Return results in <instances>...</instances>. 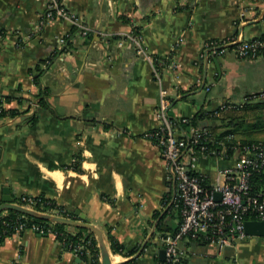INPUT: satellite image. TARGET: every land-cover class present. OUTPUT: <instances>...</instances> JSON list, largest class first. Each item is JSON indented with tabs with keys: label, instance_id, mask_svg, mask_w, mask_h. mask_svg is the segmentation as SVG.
<instances>
[{
	"label": "crops",
	"instance_id": "obj_1",
	"mask_svg": "<svg viewBox=\"0 0 264 264\" xmlns=\"http://www.w3.org/2000/svg\"><path fill=\"white\" fill-rule=\"evenodd\" d=\"M63 2L91 34H76L65 51L60 39L67 36L70 21L54 19L36 27L46 0H0V101L17 111L0 117V203L4 187L12 198L51 199L103 233L109 226L138 264L157 263L163 260L158 255L163 236L149 221L154 211H165L172 203L176 187L160 149L145 137L158 126V84L150 64L125 36L135 27L155 60L174 64L160 74L171 98V118H192L198 110L210 111L224 102L239 107L236 112L245 101L264 99L255 98L264 95V57L241 59L233 51L216 56L210 42L238 30L244 39L263 35L264 0ZM205 57L209 62L200 90ZM38 66L45 71L36 84L32 73ZM40 86L48 92L47 110L38 109L33 99ZM36 109L37 119L31 122ZM242 111L253 117L257 109ZM252 117H244V127ZM209 124L217 125V132L224 130L217 121ZM198 159V170L211 183L230 164L214 156ZM166 220L177 223L169 216ZM65 230L77 232L69 225ZM228 246L234 249L225 254L227 246L188 243L184 237L183 264H264V236L248 235ZM79 256L54 236L32 231L0 243V264H84ZM128 258L111 253L116 263Z\"/></svg>",
	"mask_w": 264,
	"mask_h": 264
},
{
	"label": "built area",
	"instance_id": "obj_2",
	"mask_svg": "<svg viewBox=\"0 0 264 264\" xmlns=\"http://www.w3.org/2000/svg\"><path fill=\"white\" fill-rule=\"evenodd\" d=\"M241 17H245L244 12L241 13ZM54 19L70 21L72 25L79 27L82 35L88 31L87 27L67 9L63 0H46L45 8L37 20V29L43 28ZM125 38L132 43L135 53L150 64L158 84V102L155 109L158 126L147 132L145 137L160 149L164 158L166 171L176 187L174 206L180 216L176 231L167 233L161 239L165 251L163 261L154 264H182L185 253L180 243L186 236L203 237L219 249L246 239L248 235L244 231L245 221L264 222V192L256 194L250 192L252 174L264 172V142L257 140L233 143V136L228 135L226 140H230L229 148L232 155L226 157L223 154L226 147L222 140L219 141V144L223 145L219 154H216L214 149L209 150L207 144L212 141V137L204 127L191 125L187 132L181 133L177 126L178 120L168 114L171 98L160 79L161 71L164 68H173L174 64L155 60L142 45L140 35L130 32ZM60 42L64 44L65 38L60 39ZM210 46L216 56L233 51L238 58L256 60L264 57V34L244 39L238 30V33L223 41L210 42ZM263 96L260 94L255 98ZM233 108L234 104L224 102L213 109L210 115L219 117ZM179 121L186 122L187 119L182 118ZM208 156L230 162L218 170L210 189L203 185L205 175L198 170V158ZM215 193L220 194L219 201L215 200ZM18 200L24 201L27 205L17 201L15 203L29 208L36 202L33 196L29 195L19 196ZM64 212L63 210L62 213ZM62 213L55 212L56 215L65 217ZM247 215L253 216L254 219H246ZM16 231H32L40 236L52 235L55 238L57 235L49 226L38 224L26 226L24 222L19 224ZM82 247L81 244L67 246L76 256L81 255Z\"/></svg>",
	"mask_w": 264,
	"mask_h": 264
},
{
	"label": "trees",
	"instance_id": "obj_3",
	"mask_svg": "<svg viewBox=\"0 0 264 264\" xmlns=\"http://www.w3.org/2000/svg\"><path fill=\"white\" fill-rule=\"evenodd\" d=\"M133 34L138 35L137 29L135 27L132 30ZM76 34H81V30L76 25H71L70 30L65 36V43L64 46L61 48L62 51H65L66 49H69L71 44V39ZM82 35V34H81ZM88 38H91V34H86ZM53 57H50L48 59V64L51 62ZM44 63L47 62V60L43 61ZM48 65H46L45 68H47ZM44 69H41L39 66L34 69L33 75V81L36 84H39V78L44 73ZM47 95L48 92L45 88L41 87L39 88L38 93L34 96L33 99H36V104L38 105V109L47 110L49 109V105L47 103ZM237 108L227 110L226 112L222 113L219 117H213L210 115L212 113V110L210 111H202L198 110L192 118H187L186 122L178 121V128L180 129H186L188 127L197 126V127H204L208 130L212 137V141L209 142L207 145L209 146V150H215L216 154H219V151L221 150V146L219 144V141H223L225 145V150L223 152L224 156L230 157L232 155V150L229 148L231 145L230 140H226V136L232 135L233 136V143L240 142V143H248L257 141L256 139L251 138L252 132H259L264 131V99H259L256 103H250L246 102L243 103L242 107H240L242 110H249V109H257L255 115L252 119H250V122H247L246 126L244 127V117L242 116H236L232 115L233 112H235ZM17 111L14 109H6L3 107L2 102L0 101V117L6 116V115H15ZM37 112L36 109L35 112L29 117V120L31 122H34L37 119ZM231 112V113H230ZM226 119H229L228 122H224ZM210 120H214L215 122H219L221 126L224 127L223 131H216L217 125L209 124ZM245 125V124H244ZM241 133L240 138H236V134ZM231 139V140H232ZM261 141L264 142V139ZM73 168H77V165H73ZM205 175V174H203ZM203 185L210 189L211 188V181L208 176L205 175ZM250 192L251 194H256L259 192H264V172L262 173H253L250 178ZM35 199V204L31 206L36 211L49 213V214H55V212L62 213L64 210L65 212L62 213L65 217L73 218V212L66 209L65 207L57 204L55 201L51 199H47L43 196H37L33 197ZM17 201L18 203H22L23 205H27L24 201L18 200V197L13 198V202ZM168 201H166L165 205ZM175 200L172 201V203L167 207V209L164 211L163 209H160L158 211H154L152 214V218L149 221L150 224L155 225V231L160 232L162 236H164V231H170L171 233H174L177 229L178 222L180 221V216L178 214V211L175 209L174 206ZM167 216L170 217V219H177L176 225L169 224V220H166ZM246 219H254L253 216L247 215ZM24 222L26 226H29L30 224H38V225H44L51 227L52 232L56 233V238L59 242H64V246L67 248L68 245L74 246L76 244H81L83 247L81 248V255L79 256L84 264H100L99 261V251L97 247V241L95 239L94 233L87 229L82 227H76L77 232L71 233L65 230V228L68 225L60 224V223H54L49 222L45 220H41L38 218L30 217L27 215H23L21 213H18L13 210H4L0 212V243L3 242L7 237L12 236L15 233H21L24 231L17 232V227L20 223ZM111 228L109 226H106L105 228V237L108 242V246L110 249V252L113 254H125L129 258L125 261H122L118 264H138L136 257H132V253L129 251H126V248L118 242V240L114 237V235L111 234ZM44 236V235H43ZM161 236V237H162ZM188 243H195V244H210L209 240H205L203 237H195L192 238L191 236H186ZM69 250V248H67ZM163 260H158L156 262H162Z\"/></svg>",
	"mask_w": 264,
	"mask_h": 264
},
{
	"label": "water",
	"instance_id": "obj_4",
	"mask_svg": "<svg viewBox=\"0 0 264 264\" xmlns=\"http://www.w3.org/2000/svg\"><path fill=\"white\" fill-rule=\"evenodd\" d=\"M97 36V34H96ZM209 60L207 57L204 58V67H203V80H202V85L200 87V90L202 89L205 79H206V67L208 64ZM212 62L214 63L218 73L221 72L220 70V65L218 63V60L216 57L212 58ZM3 196L1 197V203H0V212L4 210H13L18 213H21L23 215H27L30 217L38 218L41 220L49 221V222H54V223H60L64 225H69V226H74V227H82V228H87L91 230L94 235L95 239L97 241V247L99 251V261L100 264H118L114 262L111 259V252L108 246V242L105 237V233L95 225L85 222L83 220V217H81V220H77L74 218L70 217H63L60 215L56 214H49V213H44V212H39L34 210L33 208H29L23 205H20L18 203L13 202V198L9 194V190L7 187H4L3 189ZM216 201H219L220 199V194L215 193L214 196ZM244 231L247 235L249 236H264V222L263 221H257V220H247L244 223ZM146 243H143L138 252L140 253L145 246ZM234 249L233 246H227L225 247L224 251L225 254L228 253L229 251L232 252ZM159 258L164 259L165 257V251L164 249H160L159 251ZM78 259V258H77ZM183 264V263H182Z\"/></svg>",
	"mask_w": 264,
	"mask_h": 264
},
{
	"label": "rangeland",
	"instance_id": "obj_5",
	"mask_svg": "<svg viewBox=\"0 0 264 264\" xmlns=\"http://www.w3.org/2000/svg\"><path fill=\"white\" fill-rule=\"evenodd\" d=\"M251 2H253V1H251ZM236 114H238V115H243L242 117H245V118H250V117H252L251 116V112L250 111H242V110H238V111H236L235 112ZM253 118V117H252ZM251 118V119H252ZM243 119V118H242ZM251 135L253 136L252 138H254V139H258V140H262V139H264V131H259V132H254V133H251ZM236 136L238 137V138H240V137H242L241 136V134H236ZM211 176L212 177H214V174H215V168L213 167V168H211Z\"/></svg>",
	"mask_w": 264,
	"mask_h": 264
}]
</instances>
